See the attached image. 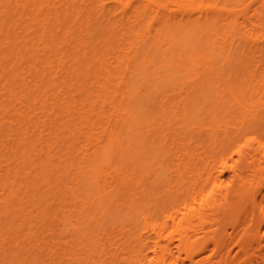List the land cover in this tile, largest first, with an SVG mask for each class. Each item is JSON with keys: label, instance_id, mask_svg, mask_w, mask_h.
Returning a JSON list of instances; mask_svg holds the SVG:
<instances>
[{"label": "bare ground", "instance_id": "1", "mask_svg": "<svg viewBox=\"0 0 264 264\" xmlns=\"http://www.w3.org/2000/svg\"><path fill=\"white\" fill-rule=\"evenodd\" d=\"M0 264H264V0H0Z\"/></svg>", "mask_w": 264, "mask_h": 264}, {"label": "rangeland", "instance_id": "2", "mask_svg": "<svg viewBox=\"0 0 264 264\" xmlns=\"http://www.w3.org/2000/svg\"><path fill=\"white\" fill-rule=\"evenodd\" d=\"M237 157V155H235V158ZM230 175H232L231 171H226L225 173L222 174V179H226L228 180Z\"/></svg>", "mask_w": 264, "mask_h": 264}]
</instances>
